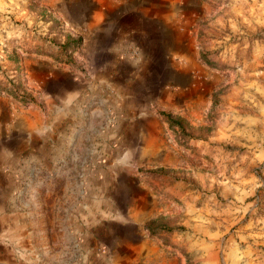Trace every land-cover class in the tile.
<instances>
[{
  "label": "rangeland",
  "instance_id": "rangeland-1",
  "mask_svg": "<svg viewBox=\"0 0 264 264\" xmlns=\"http://www.w3.org/2000/svg\"><path fill=\"white\" fill-rule=\"evenodd\" d=\"M0 189L36 264H264V0H0Z\"/></svg>",
  "mask_w": 264,
  "mask_h": 264
},
{
  "label": "crops",
  "instance_id": "crops-1",
  "mask_svg": "<svg viewBox=\"0 0 264 264\" xmlns=\"http://www.w3.org/2000/svg\"><path fill=\"white\" fill-rule=\"evenodd\" d=\"M13 207V199L0 189V264H36V222Z\"/></svg>",
  "mask_w": 264,
  "mask_h": 264
},
{
  "label": "trees",
  "instance_id": "trees-1",
  "mask_svg": "<svg viewBox=\"0 0 264 264\" xmlns=\"http://www.w3.org/2000/svg\"><path fill=\"white\" fill-rule=\"evenodd\" d=\"M166 115L172 122H175V120L173 119V117L170 113H167Z\"/></svg>",
  "mask_w": 264,
  "mask_h": 264
}]
</instances>
